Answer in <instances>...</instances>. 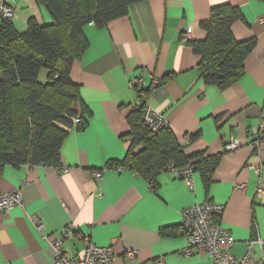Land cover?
<instances>
[{"label":"crops","instance_id":"0c3cea01","mask_svg":"<svg viewBox=\"0 0 264 264\" xmlns=\"http://www.w3.org/2000/svg\"><path fill=\"white\" fill-rule=\"evenodd\" d=\"M1 1L13 7L11 20L19 31L30 17L52 20L35 0ZM224 3L241 13L231 26L234 38L255 40V47L240 78L219 88L202 80L191 42L205 39L200 22ZM82 32L88 47L72 62L70 78L80 90L76 109L83 110L85 127L67 133L60 166L3 168L0 192L19 189L21 204L0 212V264H51L53 250L42 234L52 238L63 231L71 255H79L82 238L89 236L98 246H111V264H155L159 258L163 264H214L201 247L182 254V210L206 201L224 206L218 222L234 238L226 249L241 257L255 241L251 257L259 259L264 199L255 190L264 184V139L258 147L253 141L264 117V0H140L126 15L104 26L90 22ZM153 78L160 85L148 90ZM138 85L146 91L145 102L167 119L172 141L185 156H218L207 185L199 169L192 172L190 189L166 169L150 181L106 167L129 149L127 115L138 104ZM186 135L191 139L182 145ZM231 138L239 146L225 151ZM63 168L68 171L57 170ZM128 250L137 251L132 260L124 255Z\"/></svg>","mask_w":264,"mask_h":264},{"label":"trees","instance_id":"16d2710c","mask_svg":"<svg viewBox=\"0 0 264 264\" xmlns=\"http://www.w3.org/2000/svg\"><path fill=\"white\" fill-rule=\"evenodd\" d=\"M35 1L49 13L50 23L30 17L19 31L12 20L0 19V174L6 165L60 166L67 133L85 127L83 110L76 109L80 90L70 78L72 62L88 47L82 28L90 22L104 26L140 0ZM240 18L238 7L224 3L213 6L209 18L200 22L205 39L191 46L200 56L197 69L205 84L226 88L244 73L255 40L234 38L231 26ZM141 112L138 104L129 111V149L122 160L106 167L134 171L152 181L169 162L192 164L207 185L218 156H185L168 128L152 132Z\"/></svg>","mask_w":264,"mask_h":264},{"label":"built area","instance_id":"2783aa9c","mask_svg":"<svg viewBox=\"0 0 264 264\" xmlns=\"http://www.w3.org/2000/svg\"><path fill=\"white\" fill-rule=\"evenodd\" d=\"M15 16L13 7L9 6L6 2H0V19H12ZM137 83V82H136ZM138 84V83H137ZM141 85V84H140ZM138 85L141 88L143 85ZM157 89L159 87V80L153 78L148 87ZM146 87V85H145ZM138 100H142V119L154 132L168 128L167 119L160 111L147 102H145L146 91L141 88ZM140 106V105H139ZM78 121V118H76ZM189 136H185L184 144L189 143ZM264 139V117L260 120L258 130L253 141L254 147H258L260 142ZM239 146V141L231 138L224 142L223 149L225 151L234 150ZM193 165L186 164L184 166H176L169 162L165 168L173 172L176 176L182 179L186 185L192 189V172ZM256 172L259 171L258 166H254ZM63 173L67 172V168L57 169ZM245 184H238V188H243ZM255 197L259 200L264 199V184L259 182L256 190ZM21 204V191L17 188L8 192H0V212H9L14 207ZM224 206L212 202H202L184 208L182 210V229L187 236L186 247L182 250L184 256L191 255L194 248H203L210 256L214 264H264V241L256 240L260 246L261 256L259 259L251 257L253 243L250 241L246 252L241 257H235L227 249L226 246L234 242V238L228 229L222 227L218 219L223 211ZM38 230L43 229V224L38 222L36 224ZM46 239L52 250L53 259L51 264H111L112 262V249L111 246H98L91 241L89 236L82 238V249L79 255H71L65 247V240L68 234L63 231L56 237L49 238L42 234ZM128 259H133L137 255V251L128 250L124 253ZM155 264H163V258L157 259Z\"/></svg>","mask_w":264,"mask_h":264},{"label":"rangeland","instance_id":"374dc122","mask_svg":"<svg viewBox=\"0 0 264 264\" xmlns=\"http://www.w3.org/2000/svg\"><path fill=\"white\" fill-rule=\"evenodd\" d=\"M42 75V74H41ZM158 79V78H157ZM160 82V81H159ZM150 89H152L151 88V85H150ZM161 113V112H160ZM162 114V113H161ZM141 117H142V112H141ZM144 124H145V122H144ZM152 132H154V130H152L147 124H145ZM187 136V135H186ZM185 138V137H184ZM182 145H186V144H184V142L182 143Z\"/></svg>","mask_w":264,"mask_h":264}]
</instances>
